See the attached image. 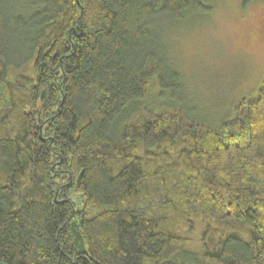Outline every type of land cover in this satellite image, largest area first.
<instances>
[{
  "label": "trees",
  "instance_id": "16d2710c",
  "mask_svg": "<svg viewBox=\"0 0 264 264\" xmlns=\"http://www.w3.org/2000/svg\"><path fill=\"white\" fill-rule=\"evenodd\" d=\"M204 8L0 0V264H264V80L189 115L163 47Z\"/></svg>",
  "mask_w": 264,
  "mask_h": 264
},
{
  "label": "rangeland",
  "instance_id": "374dc122",
  "mask_svg": "<svg viewBox=\"0 0 264 264\" xmlns=\"http://www.w3.org/2000/svg\"><path fill=\"white\" fill-rule=\"evenodd\" d=\"M202 1L204 9L160 29L164 50L182 78L178 102L189 115L213 122L230 117L234 105L254 98L263 83L264 0ZM157 80L150 84L151 101L162 94ZM69 197L77 210L82 207V193L73 190ZM198 233L191 237L196 240Z\"/></svg>",
  "mask_w": 264,
  "mask_h": 264
}]
</instances>
